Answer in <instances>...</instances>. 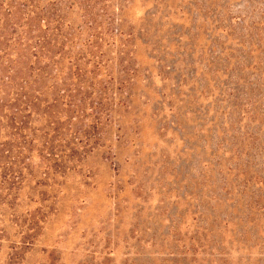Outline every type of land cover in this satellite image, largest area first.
<instances>
[{
    "label": "rangeland",
    "instance_id": "obj_1",
    "mask_svg": "<svg viewBox=\"0 0 264 264\" xmlns=\"http://www.w3.org/2000/svg\"><path fill=\"white\" fill-rule=\"evenodd\" d=\"M112 1L100 145L25 184L0 264H264V0Z\"/></svg>",
    "mask_w": 264,
    "mask_h": 264
},
{
    "label": "trees",
    "instance_id": "obj_2",
    "mask_svg": "<svg viewBox=\"0 0 264 264\" xmlns=\"http://www.w3.org/2000/svg\"><path fill=\"white\" fill-rule=\"evenodd\" d=\"M111 1L0 0V218L24 186L77 170L100 145L112 108L107 84L94 81ZM111 33L129 38L119 26Z\"/></svg>",
    "mask_w": 264,
    "mask_h": 264
}]
</instances>
